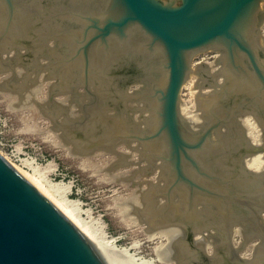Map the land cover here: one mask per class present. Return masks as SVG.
Segmentation results:
<instances>
[{
  "label": "water",
  "instance_id": "water-1",
  "mask_svg": "<svg viewBox=\"0 0 264 264\" xmlns=\"http://www.w3.org/2000/svg\"><path fill=\"white\" fill-rule=\"evenodd\" d=\"M264 0H0V70L48 67L46 109L81 149L142 173L165 256L264 264ZM0 264H106L0 153Z\"/></svg>",
  "mask_w": 264,
  "mask_h": 264
},
{
  "label": "rangeland",
  "instance_id": "rangeland-1",
  "mask_svg": "<svg viewBox=\"0 0 264 264\" xmlns=\"http://www.w3.org/2000/svg\"><path fill=\"white\" fill-rule=\"evenodd\" d=\"M163 1L170 2V0ZM260 31L264 34V24ZM27 67L28 65H23L8 68V71L3 69L0 72V85H3L0 88L4 87L3 90L1 89L2 91L0 90V150L7 153L16 163L24 165L32 172L36 171L44 182L55 184L58 194L75 204L80 216L89 223L93 230L98 234H104L107 239H113L111 242L116 248L127 249L137 261H145V264H170L159 260L156 247L162 246L166 251L172 240H168L166 237L150 239L147 232V221L142 218L143 216L146 218L147 213L137 214V208L146 205V197H144L146 186L142 173L137 172L130 164L113 167V163H119L116 150L114 152V150L94 149L90 153L91 155L87 151H79L81 155L78 153L76 138L64 135L56 128L55 118L45 110L52 109L53 101H55L67 110L72 108L70 113L80 109V112H77L79 115L75 114L76 116L85 117L84 111L79 104H75V106L72 102L60 99L62 90L55 88L54 77L48 76V71H46L48 67L41 71L43 73H38L36 84H42L40 87L36 84V86L33 85L25 89L5 87L8 81H18L25 86ZM30 88L34 90L31 91ZM7 89L9 90L7 91ZM17 90L18 93H16ZM25 90L26 92L23 93ZM27 91L28 93L31 91V94L36 92L33 93L34 95L32 94L33 97L30 100H33V103L36 101L33 108L27 106L17 109V104H20L18 102L20 96L24 97ZM43 100L47 102H43ZM61 101H65L64 103L67 105ZM46 114H50L48 115L50 117ZM61 142L70 143L69 145L73 147L72 152ZM109 172L112 173L109 174ZM118 176L125 181L119 180ZM139 183L143 185L141 184V186ZM141 189H144L145 192L144 190L141 192ZM139 191L140 193H137ZM134 197L135 199L132 200ZM136 197L141 207L138 202H134ZM141 197L144 198L140 201ZM131 204L132 212L130 207L128 208ZM134 209H136V213L133 211ZM126 211L127 213H124ZM141 215L142 217H140ZM138 218H141L143 222ZM165 246H168L167 249ZM171 264L183 263L178 261V263Z\"/></svg>",
  "mask_w": 264,
  "mask_h": 264
},
{
  "label": "bare ground",
  "instance_id": "bare-ground-1",
  "mask_svg": "<svg viewBox=\"0 0 264 264\" xmlns=\"http://www.w3.org/2000/svg\"><path fill=\"white\" fill-rule=\"evenodd\" d=\"M171 1V0H170ZM258 22L260 23L259 25L260 26H263L264 24V17L263 18H259L258 19ZM260 40L261 42L259 41V43L262 45L263 49H264V34L261 33L260 35ZM19 67V66H18ZM21 70V69H20ZM2 70H0L1 72ZM6 71H8L6 69ZM48 71V70H46ZM5 72V71H4ZM10 72V71H9ZM20 72V71H19ZM43 73V72H41ZM40 73V75H41ZM18 74V73H17ZM21 74V72H20ZM19 74V76H20ZM21 77V76H20ZM48 77V76H46ZM49 79V78H48ZM50 80V79H49ZM41 83V82H39ZM38 83V84H39ZM37 85V84H36ZM35 85V86H36ZM42 85V84H40ZM40 85H37L40 87ZM0 86H3L2 84ZM42 87V86H41ZM4 88V87H3ZM3 88H0V90ZM34 88V87H33ZM12 89V88H11ZM31 89V88H30ZM37 89L39 90V88L37 87ZM36 89V90H37ZM41 89V88H40ZM52 89V88H51ZM1 90V91H2ZM9 89H7L8 91ZM14 90V89H13ZM34 89H31V91H33ZM6 91V90H5ZM30 91V92H31ZM9 92H11L10 94L12 95V91L10 90ZM26 92L23 91V93ZM28 93L27 91V94H25L24 97H22V95L20 96L19 100L18 101L20 104H17V109H20L22 107H27V106H34L35 102L33 103V100H31V97L32 94L35 92H33L32 94L31 93ZM38 92V91H37ZM41 92V90H40ZM18 93V90L17 92ZM36 93V92H35ZM55 93V92H54ZM14 94V93H13ZM21 94V93H20ZM53 94V93H51ZM16 95V94H14ZM34 95V94H33ZM52 96V95H51ZM55 96V95H54ZM53 96V98H54ZM18 98V97H17ZM38 99V97H36ZM35 98V99H36ZM34 99V98H33ZM51 99V98H49ZM48 99V101H49ZM56 100V99H55ZM43 102H47V101H44ZM63 101H61L62 103ZM65 102V101H64ZM63 102V103H64ZM42 103V102H41ZM13 104V103H12ZM15 104V103H14ZM44 104V103H43ZM50 104V103H49ZM75 105V103H73ZM72 103L71 105L74 106ZM16 105V104H15ZM64 105H67L64 103ZM69 105V104H68ZM69 105V106H71ZM40 106V105H39ZM44 106V105H43ZM47 106V105H46ZM51 106V105H50ZM76 106V105H75ZM12 107V105H11ZM13 107H15L13 105ZM37 107V106H36ZM68 107V106H67ZM39 108V107H38ZM41 108V107H40ZM48 108V107H46ZM53 108V107H52ZM72 109V108H71ZM71 109L67 108L65 109L66 110V114H69V115H75V114H78L77 112L80 110H78L77 112L74 111V112H71L73 114L70 113ZM44 110V109H43ZM76 110V109H75ZM47 111V110H45ZM73 111V110H72ZM41 112V111H40ZM76 112V113H75ZM80 112V111H79ZM47 113H49L47 111ZM43 115V113H41ZM45 114V113H44ZM47 116L50 115V114H46ZM79 115V114H78ZM77 115V116H78ZM52 116V115H51ZM76 116V115H75ZM81 116V115H80ZM50 117V116H48ZM64 134V133H63ZM65 135V134H64ZM61 136V135H60ZM59 136V137H60ZM70 137V136H69ZM63 138V137H62ZM68 138V137H67ZM73 138V137H72ZM75 139V138H74ZM73 140V139H72ZM76 140V139H75ZM71 143V141H69ZM62 143V142H61ZM69 143V144H70ZM74 143V142H73ZM66 148H68V150L70 152H72V146H70L68 143H62ZM73 145V144H72ZM76 146L78 147V153L80 154L79 151H84V152H88L89 154L91 152L94 151V149H81L79 148L78 146V143L76 144ZM77 149V148H76ZM108 151V150H106ZM112 152V151H111ZM115 152V150H114ZM0 153L12 164V166H14V168L24 177L26 178L29 182H31L45 197H47L67 218H69V220L78 228V230L80 232H82L84 234V236L89 240V242L92 244L93 248L97 251V253L101 256V258L104 260V262L106 264H145V261H137V259L134 258L133 254H130L128 252L127 249L125 248H122V249H119V248H116L115 245L111 242L113 239H107L105 237L104 234H98L95 230L92 229V227L89 225V223L87 221H85L79 214V211L77 210V207L75 206V204H73V202L67 200L65 197L61 196L58 194V191H57V188H55V184H51V183H47V182H44V180L41 178L40 175H37L36 171H30L28 170L26 167H24V165L22 166L21 164H18L16 163L15 161H13L10 156L7 154V153H4L3 151L0 150ZM77 153V151H76ZM76 153H74L76 155ZM87 153V154H88ZM93 154V153H92ZM116 154V153H115ZM81 155V154H80ZM91 155V154H90ZM89 155V156H90ZM117 156V155H116ZM19 161V160H18ZM33 164V163H32ZM31 169V168H30ZM34 170V169H33ZM112 173V172H109V174ZM126 174V173H125ZM141 174V173H140ZM134 176V175H133ZM131 176V178L133 177ZM143 176V175H142ZM112 177H114V174H112ZM119 177V176H118ZM124 177V176H123ZM127 177V176H126ZM135 177V176H134ZM133 177V179H134ZM120 178V177H119ZM118 178V179H119ZM129 178V177H128ZM127 178V179H128ZM142 178V177H141ZM123 180L125 181L123 178H120L119 180ZM126 179V178H125ZM117 180V178H116ZM127 181H130V180H127ZM135 181V180H134ZM133 181V182H134ZM142 181V180H141ZM140 181V182H141ZM132 182V181H131ZM143 183V182H142ZM141 183V184H142ZM130 184H133V183H130ZM140 184V183H139ZM140 184V185H141ZM143 185V184H142ZM141 185V186H142ZM137 186V185H136ZM140 186V187H141ZM138 189L139 186H138ZM142 190L144 189H141V192ZM138 191V190H136ZM145 192V190H144ZM135 193V192H134ZM137 193H140L137 192ZM136 194V193H135ZM134 195V194H133ZM141 195V194H140ZM143 196V194H142ZM146 197V195L144 196ZM144 197H141L139 200L141 201L142 198ZM135 199L132 198V200ZM128 200V199H127ZM131 200V198H130ZM143 201V200H142ZM124 202H127V201H124ZM131 202V201H130ZM134 202H138V199L136 197V200H134ZM129 203V202H128ZM132 203V202H131ZM139 203V202H138ZM137 203V204H138ZM143 203V202H142ZM146 203V201H145ZM137 204H134V205H137ZM142 205V204H141ZM124 206H125V203H124ZM139 206H140V203H139ZM146 206V205H145ZM130 207V209L132 208V204L131 206H128V208ZM136 207V206H135ZM141 207V206H140ZM138 209L137 208V214H139L138 212ZM136 209H134L133 211L135 212ZM129 212V210H127ZM124 212V213H127ZM131 212H132V209H131ZM136 213V212H135ZM129 214V213H128ZM127 214V215H128ZM136 214V215H137ZM146 214V213H145ZM126 215V214H125ZM131 215V214H130ZM134 215V214H133ZM129 216V215H128ZM133 217V216H132ZM135 217H139V216H135ZM142 217V215L140 216ZM144 219H146L144 216L142 217ZM134 219V217H133ZM139 219V218H138ZM141 219V218H140ZM139 219V220H140ZM136 221V220H135ZM147 221V220H146ZM145 221V223H146ZM141 222L142 219H141ZM178 227H179V224H176V225H169V226H163V227H156V228H147V232H148V237L150 239H153L155 237H166L168 240H174L177 235H178ZM172 241H170L172 243ZM166 247L168 246H165V249H167ZM156 251L158 253V258L160 261H163V262H166V263H178V261H176V256H165V253L166 251L162 248V246H157L156 247Z\"/></svg>",
  "mask_w": 264,
  "mask_h": 264
}]
</instances>
